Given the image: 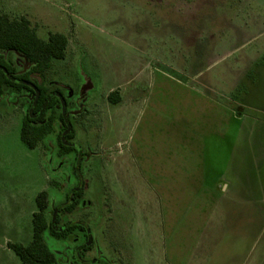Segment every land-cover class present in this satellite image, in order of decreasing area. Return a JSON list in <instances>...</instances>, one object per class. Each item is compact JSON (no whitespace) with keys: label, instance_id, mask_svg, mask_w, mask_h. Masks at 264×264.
<instances>
[{"label":"rangeland","instance_id":"obj_1","mask_svg":"<svg viewBox=\"0 0 264 264\" xmlns=\"http://www.w3.org/2000/svg\"><path fill=\"white\" fill-rule=\"evenodd\" d=\"M2 13L67 36L43 83L67 97L76 150L60 123L29 149L33 96L0 97V264H21L8 243L31 241L41 191L48 224L76 226L45 234L56 264H264V0H0Z\"/></svg>","mask_w":264,"mask_h":264},{"label":"trees","instance_id":"obj_2","mask_svg":"<svg viewBox=\"0 0 264 264\" xmlns=\"http://www.w3.org/2000/svg\"><path fill=\"white\" fill-rule=\"evenodd\" d=\"M69 40L62 33H51L48 40L39 37L37 30L31 26L27 18L12 19L7 13L0 15V97L7 92L21 95L30 93L33 102L23 119L21 129L22 142L29 149H36L44 136L56 132L58 121L67 126L66 134H59V144L63 152L70 154L75 151L73 141L76 131L67 124L66 115L56 116V108L68 102L65 94L59 89L44 85L46 71L51 68L54 60L66 57ZM14 51L21 54L32 68L19 74L14 65L7 60L4 52ZM109 100L118 104L121 98L114 91ZM84 196L82 186L72 195L63 209L72 213L80 205ZM37 211L33 214V238L28 245L8 243V247L20 258L22 264H56V257L45 241V234L49 232L58 240H66L75 231V225L57 229L47 222L46 214L49 209V193L40 192L36 197Z\"/></svg>","mask_w":264,"mask_h":264},{"label":"flooded vegetation","instance_id":"obj_3","mask_svg":"<svg viewBox=\"0 0 264 264\" xmlns=\"http://www.w3.org/2000/svg\"><path fill=\"white\" fill-rule=\"evenodd\" d=\"M25 58V57H24ZM27 60V59H26ZM31 64V63H30ZM15 67V66H14ZM17 70V69H16ZM30 71V70H29ZM17 73H18V71H17ZM26 73V72H25ZM19 74H23V73H19ZM25 94V93H24ZM24 94H21V95H24ZM65 97H66V95H65ZM67 98V97H66ZM67 102H68V100H67ZM63 115H66V116H68V114L67 113H65V114H63ZM66 119H67V117H66ZM58 123H60L61 125H62V128L64 129V133H62L61 132V134L62 135H64V134H66V132H67V126H65L62 122H60V121H58ZM57 123V124H58ZM66 123L67 124H70V122L69 121H66ZM71 125V124H70ZM57 126V125H56ZM73 127V126H72ZM73 143H74V141H73ZM72 143V144H73ZM75 150H76V148H75ZM83 186V182H82V180H80V185L78 186V188H76V189H74L70 194H69V196H68V199L67 200H69V198H70V195H72V194H74L75 192H76V190H78L79 188H81ZM82 201H83V199L80 201V205L82 204ZM64 228H66V227H64ZM70 238V236L68 237V239ZM67 240V239H66ZM92 247L90 246V245H87L86 247H85V250H90Z\"/></svg>","mask_w":264,"mask_h":264},{"label":"crops","instance_id":"obj_4","mask_svg":"<svg viewBox=\"0 0 264 264\" xmlns=\"http://www.w3.org/2000/svg\"><path fill=\"white\" fill-rule=\"evenodd\" d=\"M41 192H42V191H41ZM38 194H39V193H38ZM38 194H36V196H35V201H36V197H37ZM260 209H261V208H260ZM263 210H264V209H263ZM34 213H35V212H34ZM34 213H33V214H34ZM32 219H33V218H32ZM32 238H33V234H32ZM31 241H32V239H31ZM31 241H30V242H31ZM30 242H29V243H30ZM29 243H21V244L28 245ZM13 252H14V251H13ZM14 253H15V252H14ZM16 256H17V255H16ZM17 257H18V256H17ZM18 259L20 260L19 257H18ZM20 263L22 264L21 260H20Z\"/></svg>","mask_w":264,"mask_h":264},{"label":"water","instance_id":"obj_5","mask_svg":"<svg viewBox=\"0 0 264 264\" xmlns=\"http://www.w3.org/2000/svg\"><path fill=\"white\" fill-rule=\"evenodd\" d=\"M63 107H64V114H65V111H66V106L64 105Z\"/></svg>","mask_w":264,"mask_h":264}]
</instances>
